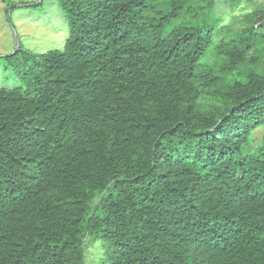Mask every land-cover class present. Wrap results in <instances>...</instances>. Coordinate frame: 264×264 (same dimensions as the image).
<instances>
[{
  "label": "trees",
  "instance_id": "1",
  "mask_svg": "<svg viewBox=\"0 0 264 264\" xmlns=\"http://www.w3.org/2000/svg\"><path fill=\"white\" fill-rule=\"evenodd\" d=\"M59 2L64 48L4 57L0 264H264V11Z\"/></svg>",
  "mask_w": 264,
  "mask_h": 264
},
{
  "label": "rangeland",
  "instance_id": "2",
  "mask_svg": "<svg viewBox=\"0 0 264 264\" xmlns=\"http://www.w3.org/2000/svg\"><path fill=\"white\" fill-rule=\"evenodd\" d=\"M216 0V11L224 17L223 25L243 28L251 12L264 11V0ZM226 30L222 29L218 39ZM69 35L65 9L59 0H0V86L13 84L11 70L5 68L4 57L19 47L44 53L64 48ZM214 57V55H211ZM215 58V57H214ZM244 151H254L264 144V126L255 129ZM87 264H99L100 242L86 239Z\"/></svg>",
  "mask_w": 264,
  "mask_h": 264
}]
</instances>
